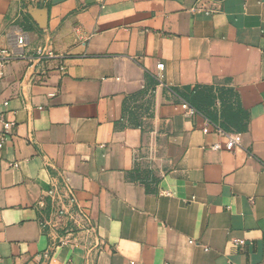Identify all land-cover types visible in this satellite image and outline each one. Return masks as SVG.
Here are the masks:
<instances>
[{"label": "crops", "instance_id": "obj_1", "mask_svg": "<svg viewBox=\"0 0 264 264\" xmlns=\"http://www.w3.org/2000/svg\"><path fill=\"white\" fill-rule=\"evenodd\" d=\"M0 48V264H264V0H0Z\"/></svg>", "mask_w": 264, "mask_h": 264}, {"label": "built area", "instance_id": "obj_2", "mask_svg": "<svg viewBox=\"0 0 264 264\" xmlns=\"http://www.w3.org/2000/svg\"><path fill=\"white\" fill-rule=\"evenodd\" d=\"M26 43V38L24 35L17 38V45L23 46ZM38 55L40 57L44 56L43 51H39ZM15 55L12 51L4 48H0V79L4 76V69L11 61L15 59ZM159 71L158 78L161 80L163 78L164 65L159 64L157 66ZM181 107L186 111L188 115H194L195 109L188 105L187 103H182ZM10 125H5V129H9ZM215 132L219 135H222L226 138V144L224 146L215 145V150H224V151H235L236 149L242 147V135L238 133L228 134L223 132V130L214 127ZM211 129L207 126L204 129V133H210ZM8 139L7 132H4L0 138V150L4 148V145ZM17 167V165H14ZM168 194V193H166ZM169 195V194H168ZM47 200L51 205V210L47 219H45V224L54 230H64L69 231L71 234L75 231V229L71 228V225H77V218L81 221L84 226H89L90 223V215L86 209H83L77 204V198L73 188L69 185L66 179H62V181L53 186L49 191H47L46 195ZM47 201V202H48ZM46 200H42L40 202V207L45 209L47 207ZM80 224L77 225V227ZM237 245H242V241H236Z\"/></svg>", "mask_w": 264, "mask_h": 264}]
</instances>
